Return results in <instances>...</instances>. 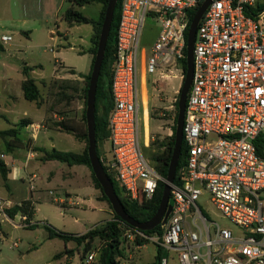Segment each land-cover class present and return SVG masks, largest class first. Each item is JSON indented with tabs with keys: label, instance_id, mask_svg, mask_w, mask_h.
Masks as SVG:
<instances>
[{
	"label": "built area",
	"instance_id": "1",
	"mask_svg": "<svg viewBox=\"0 0 264 264\" xmlns=\"http://www.w3.org/2000/svg\"><path fill=\"white\" fill-rule=\"evenodd\" d=\"M204 1H122L111 68V151L100 160L131 201L151 200L163 180L140 144L142 122L144 146H150L144 101L148 76L175 71L183 78L190 15ZM262 5L264 0H212L198 26L184 126L188 158L181 186L172 188L173 210L162 235L124 229L166 251L160 264H168L171 254L178 264H264ZM148 22L157 28L149 51L141 47ZM11 40L9 35L0 37L1 43ZM205 195L221 218L240 229L239 235L215 223L201 208ZM9 207L0 198V244L5 238L2 224L35 225L25 215L15 223L6 212ZM96 256L88 254L85 264H97Z\"/></svg>",
	"mask_w": 264,
	"mask_h": 264
},
{
	"label": "rangeland",
	"instance_id": "2",
	"mask_svg": "<svg viewBox=\"0 0 264 264\" xmlns=\"http://www.w3.org/2000/svg\"><path fill=\"white\" fill-rule=\"evenodd\" d=\"M32 2L29 9L15 12L16 18L20 19V28L12 30V40L5 45L8 52L1 54L5 59L1 60L2 66H0V130L15 128L20 131L24 123L23 119L39 121L46 115V124L52 129L42 132L39 144L49 150L83 153L88 145L87 142L78 141L72 134L57 131L54 125L62 119L65 122L71 120L79 125L81 130L87 131V125L83 124V114L86 109L84 90L87 80L73 79L75 72L72 69L84 73L90 70L91 58L82 52L92 46L91 40L96 32L92 24L71 25L63 19L65 11L71 7L69 0H33ZM74 7L88 18L98 21L103 4L92 3L84 7ZM2 31L4 30H0V37ZM156 35L157 28L148 22L141 47L149 51V46ZM138 59L140 73L142 52ZM25 66L32 68L31 77L36 79L40 89L41 98L38 102L24 98L22 81L25 79L23 74ZM166 73L165 76L159 74L148 76L145 93L150 117L149 147L144 146L142 122L140 127L143 154L158 172L162 163L157 161L156 157L161 155L171 142L178 112L176 103L179 101L185 77L184 71L183 78L179 72ZM22 136H25L24 129ZM1 142L0 139V151L6 150ZM99 151L101 156L109 154L110 142L107 140L100 143ZM19 152L23 151H17ZM9 156L11 159H16L13 161L15 167L22 170L24 177L23 180L11 177L10 190H7L0 173V197L18 204L25 198L31 197L29 178L31 176L25 173V162L22 158L11 153ZM85 168V166L71 168L68 164L59 161L29 162L27 170L38 176L35 180L36 214L33 219L37 225L33 228H23L3 224L8 235L0 244V264H85L81 260L83 246H78L74 241L50 239L44 228L45 224L58 232L81 235L108 219H113V209L107 203L109 215L105 203L97 199L92 172L88 168L85 173ZM100 194V199H103L102 193ZM199 204L215 223L230 229L234 236L241 233L239 228L219 216L210 202L209 195L203 196ZM14 221L19 223L20 218L16 217ZM122 239L125 253V257L120 260L122 264H155L157 247L153 242L138 249L135 235L125 230ZM14 243H18L19 247H15ZM102 247L101 240L96 239L89 254L96 252V260H98ZM64 252L66 259H55L56 255ZM168 264H178L174 254L169 256Z\"/></svg>",
	"mask_w": 264,
	"mask_h": 264
},
{
	"label": "trees",
	"instance_id": "3",
	"mask_svg": "<svg viewBox=\"0 0 264 264\" xmlns=\"http://www.w3.org/2000/svg\"><path fill=\"white\" fill-rule=\"evenodd\" d=\"M108 1L109 0H69V2H71V7H69L63 15V19L71 25L80 24V23L92 24L93 29L96 32V35L93 36L91 40L92 46L89 50V53L93 55L91 71L87 76H85V79L87 80V86L84 90L86 105H87V92L89 88L91 72L95 60V55L97 52L98 40H99L102 24L104 21V15L108 5ZM122 1L123 0H118V4L115 10L114 20L109 34V39L105 52V58L103 61L101 74L98 81L97 94H96V137H97V152L99 158H101L99 145L100 143L107 141L110 135L108 130V117L113 106L112 95H111V79H112L111 68L114 60L117 29L119 24ZM92 3L103 4L102 13L98 21H94L93 19L88 18L81 11L76 10L74 7V6L84 7ZM261 11H264V5L258 8V12ZM196 12L197 9L192 11L190 15V24ZM187 36H188V31L186 32V38ZM4 50H5L4 46L0 43V52H3ZM185 53L187 55V50H185ZM181 67L184 71V74H186V69H187L186 57L181 61ZM31 71L32 69L28 66H25L23 68V74L25 76V79L22 82V90H23L24 98L26 100L31 102H38L41 98V92L36 80L31 77L30 74ZM176 106L178 109V101L176 103ZM177 116H178V112H177ZM177 116L175 118V123H177ZM67 121L65 122L64 119H62L59 122H55L54 126L56 129H58L61 132L72 134L78 141L88 143L87 131L85 129L81 130L79 125L74 124L75 122L71 120H67ZM83 124L84 126L87 125L86 109L84 110V114H83ZM175 131H176V125L173 127V135L171 137V142L169 143L168 147L166 148V150H164V152L161 155L156 157V160L162 163L159 172L163 180L159 181L156 194L151 200L140 201V202L129 200L125 196L123 190L119 187L117 182L110 175H108L114 185L116 194L124 204L126 212L139 222H146L150 220L157 213L159 209L162 199L163 189L165 186V179L167 178V172L175 145ZM18 133L19 131L16 130L15 128L0 131V138L5 139L6 137H9L11 138V143L9 144L19 145L21 141L18 137ZM36 150L44 154L42 158L44 161H59L62 163H66L69 166H73V165L87 166L92 172V177L95 187L102 191L101 185L95 178V175L92 171V167L88 155V145L83 151V153L64 152V151H58L56 149H52L49 151L44 148H36ZM187 158H188V152H187L186 142L184 139L181 149V155L179 159V165L177 168L176 179L174 182V185L177 187L181 186L182 183L181 170L185 166ZM0 173L3 179L6 181L9 170L6 164L1 159H0ZM102 198L109 203L107 197L103 194V192H102ZM171 202L172 200L170 201V203ZM109 205L111 206L110 203ZM6 212L12 219H14L17 214H22L27 216L29 220H32L34 214V206L31 201L26 200L23 201L20 205H15L14 207L7 209ZM35 225L31 227H34ZM44 228L47 231L48 237L50 239L58 238L64 240L65 242L74 241L75 243H77L78 246H83V252L81 254L82 261L86 259L87 255L93 249V244L95 240L96 239L101 240L103 247L100 251L99 258L96 261L97 264H122L120 260L125 257L124 249L122 247L123 246L122 236L124 233L123 229L140 231L121 221V219L115 213L113 215L112 220L105 221L101 225H98L81 235H72L63 232H58L49 225H44ZM140 232L144 233L147 236H151L156 233L162 235L163 227L158 226L156 229L152 231H145V232L140 231ZM135 242L138 246H143L149 243L148 240L142 239L138 236L136 237ZM156 247H157V254L155 257V264H160L162 258L166 257L168 253H166V251H164L160 246L156 245Z\"/></svg>",
	"mask_w": 264,
	"mask_h": 264
},
{
	"label": "water",
	"instance_id": "4",
	"mask_svg": "<svg viewBox=\"0 0 264 264\" xmlns=\"http://www.w3.org/2000/svg\"><path fill=\"white\" fill-rule=\"evenodd\" d=\"M212 0H205L203 4L197 9V12L190 24L187 36V69L183 80V85L180 90L178 101V116L175 131V145L172 153V158L169 164L167 178L165 179V186L163 189L162 199L157 213L146 222H139L131 217L125 210L124 204L119 199L114 185L106 173L102 162L97 152V137H96V94L98 88V81L101 74L103 61L105 58L106 47L111 31L112 23L114 20L115 10L118 0H109L104 15L97 52L93 63L91 72L89 88L87 92V105H86V123H87V136H88V155L91 163L92 171L95 178L100 183L103 194L107 197L112 206L114 213L129 226L140 231H152L158 226H164L173 210L171 201V192L176 179L177 168L181 155L182 144L184 140V126L186 119V108L188 94L193 82L194 76V48L197 35L198 26L201 19L211 4Z\"/></svg>",
	"mask_w": 264,
	"mask_h": 264
},
{
	"label": "crops",
	"instance_id": "5",
	"mask_svg": "<svg viewBox=\"0 0 264 264\" xmlns=\"http://www.w3.org/2000/svg\"><path fill=\"white\" fill-rule=\"evenodd\" d=\"M32 1L33 0H0V30H4V31H2L1 36L9 35L12 37V35H11L12 30L20 28L19 27L20 19L16 18L15 12L21 11V10L24 11V9H29V5L33 3ZM35 1H37V0H35ZM6 44L7 43L2 44L4 46L5 50L3 52H0V64H1V60L5 59L4 57L1 56V54L8 52V50L5 48ZM90 48L91 47H88V49L86 51L84 50L82 52V54H85V55L87 54L90 56L91 66H92L93 55L89 53ZM0 66H2V64ZM72 70L75 72L73 74V76H74L73 79L83 81V80H85V76H87L90 73L91 67H90V70L85 72V73L84 72H78L75 69H72ZM23 120H24V123L21 125L20 131L18 133V137L21 141L20 144L19 145L9 144V143H11V138H9V137H6L5 139L0 138L1 141L3 142L4 146L6 147V150L1 149L0 157H1V160L6 164V166L8 167V170H9L7 180L5 181L3 179L4 186L7 188V190H10V184L9 183L12 181L11 177H14L16 179H22V180L24 177L22 170L15 167V163L13 161H16V159H11L9 154L10 153L14 154V155L17 154L19 158H22L24 160V162H25V166H24L25 173L29 174L28 176H31L29 178H30V186H31L32 191H31V197L25 198L23 201L29 200L32 202V204L34 206V214H33V219H34V216L36 214V208L34 205L35 180L38 179V176L35 173H32V174L29 173V171L27 170V166L29 165V162L32 160H35V161L37 160L40 163L51 162V161H44L42 159L44 154L40 151H37L36 148H44L46 150H49L46 147H44L43 145L39 144V140H40L41 135L43 134L42 133L43 131H47V130L52 129V128H50L46 124V115H45V117H43L39 121H35V120L30 119V118L23 119ZM19 126L20 125H17V127H19ZM22 129L25 130V136L24 137L22 136ZM0 131H4V130H0ZM57 131H59V130H57ZM3 144H2V146H3ZM2 146H1V148H2ZM17 151H23V152L17 153ZM79 166L84 167V165H73V166H69V167L74 168V167H79ZM85 167H86L85 168V173H86L88 171V167L87 166H85ZM71 176H73V174H71ZM94 187H95V185H94ZM95 189H96L97 199L99 201L105 203V209L107 210V212L109 214L108 207H107V205L109 203L103 199H100V195H101L100 193H102V191L97 189L96 187H95ZM0 198H2V197H0ZM3 200L6 202H9L10 206L11 205H14V206L20 205L23 202V201H21L20 203L17 204L15 202H12L9 199L3 198ZM20 215H22V214H17L15 216V218L19 217ZM15 218H14V220H15ZM33 219H32V221H33ZM33 223H34V221H33ZM31 228H33V227H31ZM1 229H2L4 236L6 237L8 234L5 231L3 224L1 225ZM69 242H71V241H69ZM144 246L145 245L138 246L137 248L141 249ZM18 247H19V244H18L17 248ZM59 256H61V257H59ZM55 259H60V260L66 259V252L56 255Z\"/></svg>",
	"mask_w": 264,
	"mask_h": 264
},
{
	"label": "bare ground",
	"instance_id": "6",
	"mask_svg": "<svg viewBox=\"0 0 264 264\" xmlns=\"http://www.w3.org/2000/svg\"><path fill=\"white\" fill-rule=\"evenodd\" d=\"M144 101L145 103L147 102V96H146L145 91H144ZM146 111H147V106H146ZM145 128H146V131L148 132L149 131V118H148L147 112L145 113Z\"/></svg>",
	"mask_w": 264,
	"mask_h": 264
}]
</instances>
